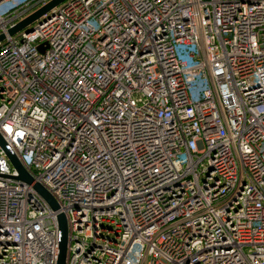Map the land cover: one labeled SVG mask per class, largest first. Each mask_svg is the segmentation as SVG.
Returning a JSON list of instances; mask_svg holds the SVG:
<instances>
[{"label":"built area","instance_id":"2783aa9c","mask_svg":"<svg viewBox=\"0 0 264 264\" xmlns=\"http://www.w3.org/2000/svg\"><path fill=\"white\" fill-rule=\"evenodd\" d=\"M10 1L0 264H264V0Z\"/></svg>","mask_w":264,"mask_h":264},{"label":"water","instance_id":"95a60500","mask_svg":"<svg viewBox=\"0 0 264 264\" xmlns=\"http://www.w3.org/2000/svg\"><path fill=\"white\" fill-rule=\"evenodd\" d=\"M64 0H49L43 6L23 18L22 20L18 21L14 26L8 29V34L13 35L18 31L24 29L25 31L29 32L33 29L32 23L38 19L41 15L45 12L53 8L54 6L58 5L59 3L63 2ZM4 38V34H0V40ZM0 144L4 146V141L0 135ZM10 161L13 167L18 172V175L15 177L21 181L26 182L27 184H32L33 178L31 175L25 170L23 165L20 161L15 157V155L11 154L8 150H6ZM33 188L46 200L48 205L52 210L58 209V204L52 195L39 183L35 182L32 184ZM57 222L58 227L61 231V239L58 246V255L56 264H65V257H66V249H67V225H66V218L63 213H58L57 215Z\"/></svg>","mask_w":264,"mask_h":264},{"label":"rangeland","instance_id":"374dc122","mask_svg":"<svg viewBox=\"0 0 264 264\" xmlns=\"http://www.w3.org/2000/svg\"><path fill=\"white\" fill-rule=\"evenodd\" d=\"M26 0H12V1H10V2H7L6 4H12V3H14V2H17V3H23V2H25Z\"/></svg>","mask_w":264,"mask_h":264}]
</instances>
